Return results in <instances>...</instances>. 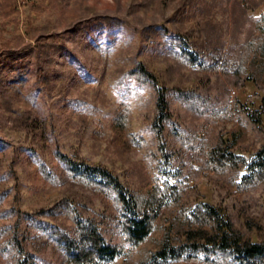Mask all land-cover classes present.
<instances>
[{
  "label": "rangeland",
  "instance_id": "rangeland-1",
  "mask_svg": "<svg viewBox=\"0 0 264 264\" xmlns=\"http://www.w3.org/2000/svg\"><path fill=\"white\" fill-rule=\"evenodd\" d=\"M262 16L264 0H0V55L29 45L10 62L1 59L8 85L20 86V92L7 109L0 91V232L10 226L19 243L12 252L6 232L0 233V264H17L16 258L27 255L35 264H63L51 228H71L62 210L67 199L82 219L100 225L114 245L125 248L113 264L159 263L148 260L163 233L174 244L184 241L176 239L177 215L162 211L157 232L132 249L121 236L111 199L82 183L52 186L37 172L42 166L58 172L69 166L74 174L106 169L135 190L155 172L161 182L184 189L188 208L216 207L257 241L245 220L264 226V183L238 191L219 181L208 158L191 147H215L220 140L234 145L244 135L234 148L237 155L250 161L248 150L264 149V84L215 67L211 51L220 45L227 60ZM41 35H65L62 53L40 62L49 69L51 89L38 86L41 68L32 49ZM171 47L179 53L197 47L208 66H186ZM124 64H143L151 75L127 76ZM160 92L167 103L162 122ZM122 103L133 111L130 144L112 127ZM41 235L49 244L37 240ZM184 251L177 264L223 258L214 245Z\"/></svg>",
  "mask_w": 264,
  "mask_h": 264
},
{
  "label": "trees",
  "instance_id": "trees-1",
  "mask_svg": "<svg viewBox=\"0 0 264 264\" xmlns=\"http://www.w3.org/2000/svg\"><path fill=\"white\" fill-rule=\"evenodd\" d=\"M150 1L151 3L154 2V0ZM243 12L244 16H247L246 10ZM255 26L253 32L251 30L243 44L239 45L237 43V52L235 54L230 53L227 60L222 56L224 55L223 48L220 45L216 44L217 47H215L211 44L213 46L211 51L213 52L212 55H215V67L219 65L224 72L228 71L238 76L251 77L252 81L261 86L264 84V16L257 20ZM37 29L36 27L33 30ZM64 40L65 35L39 36L36 46L32 49L38 63H46L43 62V59L50 56V54L57 56L62 53ZM183 40L184 38H181V44H183ZM174 42H177V40L173 39L171 41L173 47ZM185 44H187L186 40ZM28 48L29 45H25L22 49L16 51L8 49L0 55V91L5 97L7 109H12V99L14 100L20 92V86L8 85L9 79L5 75L4 61L10 62V58L15 53ZM119 49L117 47L116 51H122V49ZM195 49H192V51L185 49L184 52L179 53L171 47L168 51L179 55L185 65L195 64L199 68L208 66L203 62L202 55L197 52L198 48L195 47ZM232 51L233 49L230 50V52ZM1 59H4V61H1ZM124 66L127 76L145 79L151 75L148 68L143 64L142 68L139 69L131 68L125 64ZM40 68L41 74L38 86L51 89L49 69L46 64L41 63ZM158 104L160 108L158 121L162 122L165 118L166 107L164 106L167 104L164 92H160ZM132 114V108L122 103L112 121V127L120 135V140L122 137H127L126 139L129 141L127 143L129 144L132 143L131 139L133 137ZM236 141L234 145H226L223 140H220L215 147L208 144L197 147L194 144L191 148L192 150L199 149V153H203L208 158L207 163L212 171L218 173L219 181L231 185L238 191H245L264 183V149L255 152L248 150V153L252 154H250L251 160L247 161L243 156L234 152V148L238 146V143L241 144L245 141L244 135ZM188 142L193 144L191 139ZM37 170L42 179L52 186H63L67 181L73 184L82 183L93 188L104 199H111L118 207L121 236L123 240L131 242L132 249L150 240L157 232L156 222L162 211H173L177 215H174L175 220L173 221L176 239L182 241L184 238V241H180V244H174L172 240H169L167 234L163 233L162 236L165 238L162 237L157 242L160 246L157 254L151 256L148 261H152L154 257V261H159L156 264H172L174 262L177 264L184 257L185 248L191 247L197 250L214 245L219 251H222L223 258L221 261L212 262V264H222L225 259L229 261L225 264H264V226L256 221L257 219L245 220V226H248L251 233L257 236L258 240L254 241L253 236H248L242 229L237 228L224 211L209 205L188 208L182 203L184 189L178 185H168L161 182L155 172H149V182L144 188L135 190L130 186H123L106 169H94L92 172L82 171L80 174H74L69 166H65L64 170L69 174L68 176L65 175L64 170H61V172L53 171L46 166H42ZM89 171H91L90 168ZM77 209L67 199L62 210L63 216L69 221L71 228L62 226L51 228L55 234V236H52L54 237L52 238L53 243L61 252L62 263L100 264L101 261H106V264H113L112 261L125 248L114 245L112 238L105 236L100 225L94 224L88 219H82ZM3 227L5 228H3L4 230L1 228V232H6L3 234L9 238V248L14 252L19 245L18 240L12 233L10 226L5 225ZM42 238L49 244L48 236L41 235L40 238L36 239L39 241ZM16 260L17 264H35L33 257L29 255L23 261L20 258H16Z\"/></svg>",
  "mask_w": 264,
  "mask_h": 264
}]
</instances>
